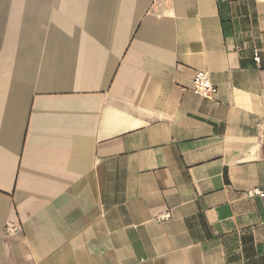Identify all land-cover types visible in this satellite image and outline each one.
Returning <instances> with one entry per match:
<instances>
[{"label": "crops", "instance_id": "crops-1", "mask_svg": "<svg viewBox=\"0 0 264 264\" xmlns=\"http://www.w3.org/2000/svg\"><path fill=\"white\" fill-rule=\"evenodd\" d=\"M254 189L264 0H0V264H264Z\"/></svg>", "mask_w": 264, "mask_h": 264}, {"label": "built area", "instance_id": "built-area-1", "mask_svg": "<svg viewBox=\"0 0 264 264\" xmlns=\"http://www.w3.org/2000/svg\"><path fill=\"white\" fill-rule=\"evenodd\" d=\"M255 61L260 62V57L258 53L255 55ZM193 92L205 99H214L218 93V88L212 82L211 76L208 72L199 71L195 74L193 79ZM249 198H254L256 196L264 197V193L258 189L250 190L247 192ZM161 220H169L170 214H165L161 216ZM20 230V226L16 224L9 223L5 227V232L7 235L16 234Z\"/></svg>", "mask_w": 264, "mask_h": 264}]
</instances>
